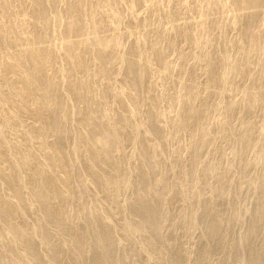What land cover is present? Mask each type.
Returning <instances> with one entry per match:
<instances>
[{
	"label": "rangeland",
	"instance_id": "374dc122",
	"mask_svg": "<svg viewBox=\"0 0 264 264\" xmlns=\"http://www.w3.org/2000/svg\"><path fill=\"white\" fill-rule=\"evenodd\" d=\"M56 1L45 5L47 28H36L48 35L54 53L44 68L56 83L54 108L44 105L43 91L32 88L24 74L23 66L38 65L43 57L27 42V56L17 60L24 45L12 41L15 30L5 28L8 19L0 11V264L30 261L20 238L34 243L52 264H94L100 255L93 250L86 213L102 234L113 237L114 255L127 264H264V214L258 219L264 212V100L255 102L257 94L264 96V53L252 50L264 46V0L253 21L241 15L239 0H115V8L102 11L113 7L119 22L113 27L108 22L104 30L121 40L90 58L82 74L89 83L80 90L85 100L74 94L67 62V22L60 16L68 3ZM16 4L20 11L24 4L33 11L30 0ZM92 4L85 1V15ZM249 26L250 37L244 34ZM168 41L173 46L145 65L144 87L135 90L127 52L146 53L154 43ZM95 48L90 44L82 54ZM112 53L117 58L104 69L102 60ZM193 107L198 112L190 116ZM91 109L97 110L99 126L88 120ZM55 119L64 131L61 142ZM152 126L159 137L148 132ZM101 129L116 136L110 153H117L121 170L103 163ZM151 156L157 165L165 163L151 165L156 172L167 170L164 175L149 170ZM112 170V179L132 182L113 188L105 180ZM42 178L53 196L48 209L63 230L48 221L37 197ZM145 183L159 198L154 203L162 212L159 238L128 224L136 212L129 202ZM256 223L262 224L257 237L243 240ZM74 226L83 232L86 254L78 255L71 241ZM44 229L58 253L41 243Z\"/></svg>",
	"mask_w": 264,
	"mask_h": 264
},
{
	"label": "bare ground",
	"instance_id": "6f19581e",
	"mask_svg": "<svg viewBox=\"0 0 264 264\" xmlns=\"http://www.w3.org/2000/svg\"><path fill=\"white\" fill-rule=\"evenodd\" d=\"M1 0L0 4V11L3 16L2 19H8L5 20V28H8L9 31L13 29L12 32L15 30V34H12L11 39L15 42H22L24 45V48L20 51L18 55V59H22L24 56H27L28 50H27V42L30 46L36 47V53L41 55L42 61L38 65H28L23 66L25 68L24 74L26 80L29 82L30 86L32 88H39L44 93V105L48 108H54L56 105V96H57V88L56 83L54 79L44 70V68L47 67V65L51 62L53 59L54 53L53 50L48 47V35L44 32H38L36 31V28H42L46 29L49 24V15L47 12V9L45 7L46 4L50 1L53 2L54 0H30L31 5L33 7V11H29L27 9V5L24 4V7L26 6L25 10L22 9V11L17 9L16 2L18 1H12V0ZM56 1V0H55ZM66 1V0H65ZM64 1V2H65ZM86 0H67L66 5L68 3V7L66 8V12H64L63 16L66 18V38H67V47H68V59L67 62L73 71L75 81H74V94L75 96H79V99L85 100L87 99V96L85 94H81L80 90L88 85V80L90 79L88 74L82 75L87 71V63L91 60L93 56H102L106 50L111 47L112 45H118L120 43V36L111 32L106 33L104 29L113 27L118 24L119 22V15L116 12L114 7L115 0H92V6L90 7L89 11L87 12V15L82 11V6L84 5ZM209 2V0H203ZM57 2V1H56ZM19 3V2H18ZM30 3V2H29ZM48 3V4H49ZM55 4V2H53ZM53 4V5H54ZM116 4V3H115ZM239 5H244V10L242 12V16H248L250 21H253L255 18L258 17L259 14V7L262 4V0H239ZM20 5V4H19ZM23 5V4H21ZM20 5V6H21ZM46 5V6H45ZM111 6L112 10H107V13L105 14V11H102V8ZM19 8V7H18ZM115 8V7H114ZM18 10L15 14L14 10ZM105 9V8H104ZM24 10V11H23ZM55 15L59 17V12L56 11ZM34 20L36 22H34ZM38 21V22H37ZM112 24H109V23ZM109 25H108V24ZM107 25V26H106ZM80 31V32H79ZM105 31V33L103 32ZM108 31V30H107ZM17 32V33H16ZM20 32V34L18 33ZM79 32L81 33L78 35V37L70 38V34ZM244 34H246L248 37L252 36L254 34V30L249 26L244 29ZM90 44H93L96 46L95 52L90 55H83L82 52L84 49H86ZM173 42H165L162 46H160L159 43H154L150 49L146 52H140L137 50V48H132L130 51L127 52L125 56V63L127 65V73L128 77L132 79V87L135 90L141 89L144 87V84L142 82L145 81L144 78H146L145 74V65L150 64L153 60V56L158 55V51L161 49H165L168 47L173 46ZM255 53L262 52L264 53V46H262L259 49H252ZM117 58L116 54H113L110 57H106L102 60V67L104 69H109L110 65L114 62V60ZM144 80V81H143ZM139 91V90H138ZM261 100H264V96L261 94H257L255 97V102H259ZM198 112L197 108L193 107L190 109L189 115L193 116ZM97 118V110L91 109L90 114L88 115V120H94L97 122L99 126V122L96 120ZM149 133L152 135L159 137V131L156 130L155 126L150 127L147 129ZM54 132L57 137V141L61 142L64 137V131L61 129V126L59 124L58 119H55L54 121ZM162 134V133H161ZM116 142V136L115 134L111 132H107L103 129H101L100 134L98 135L97 143L102 147L104 150V157H103V163L106 166H110L108 170L113 169L114 171L121 170L119 164H117V160L115 159V156H118L117 153H110V151L113 149V146L115 147ZM112 148V149H111ZM118 158V157H117ZM115 159V160H114ZM119 159V158H118ZM152 163L149 164L148 168L149 170L155 171L154 167L165 165L160 163V165H157L158 163L153 162L154 160L158 161V158L156 156H151ZM113 160L116 162L113 163ZM150 162V161H149ZM156 164L154 167L151 166ZM96 166H99L98 162L95 163ZM113 165V166H112ZM161 167V166H160ZM159 167V168H160ZM166 168L168 166H165ZM154 168V169H152ZM162 168V167H161ZM164 168V167H163ZM168 169V168H167ZM107 170V171H108ZM112 170V173H113ZM156 170H158L156 168ZM160 170V169H159ZM157 171L161 175H164L167 170H160ZM106 171V172H107ZM152 171V172H153ZM105 172V173H106ZM120 173L122 171H119ZM117 172V173H119ZM155 171V173H157ZM111 171L105 174V180L109 182V184L113 188L121 187H127L132 181L131 179L127 180L126 178H122L121 176H118L119 178H113L115 173L112 174ZM119 173V174H120ZM112 174V175H111ZM117 174V175H119ZM115 175V176H117ZM121 177V178H120ZM124 177V176H123ZM48 180L45 178H42L39 183L37 184V197L42 202V207L46 210V215L48 218V221L52 225H57L60 230H63V225L58 223L56 221V216L53 210L48 209V205L50 203V199H53V196L48 194ZM142 192L137 193L135 195V198H131L129 204L133 207V209L136 211L134 212L135 215L133 217V221H128V224L130 226H135L140 232L143 231H152L153 236L155 237H161V229H162V223L161 217L162 212L161 210H156L154 208V203L159 199L158 197L154 196V189L155 187L153 185L148 184H142ZM123 186V187H122ZM118 189V190H121ZM46 193V194H45ZM148 194V195H147ZM147 195V196H146ZM131 207V208H132ZM1 208V207H0ZM262 208L264 209V204L262 205ZM132 209V210H133ZM262 214H264L263 211L258 212V219L262 217ZM91 215L86 213L83 218L86 219V221L89 223V227L91 230V235L93 238V250L97 251L100 255V258L97 259V261L94 264H127L123 262V260L118 256H115L113 251L115 252L116 245L113 240V237L110 234H102V229L100 226L94 223V220H91L89 217ZM92 218V217H91ZM88 219H90L88 221ZM132 224V225H131ZM262 226V224H261ZM261 226L259 224H255L254 227L250 230L249 233L246 234V236L243 238V240L251 241L255 237H257V234L259 231H261ZM264 227V225L262 226ZM74 237H71L72 243L78 248V255L86 254L84 248L82 247V239H83V232L79 229L78 226H74ZM11 230L14 231V228L11 227ZM106 230V229H105ZM44 235H42L41 243L45 245V247L49 244L51 253H58L56 251V247L58 248L57 244L53 242L52 234L47 231L46 229L42 230ZM149 232V233H150ZM148 233V232H147ZM23 243H26L28 254L30 256V261L26 264H52V262L48 259V257H43L40 254V250L36 245H32V243L29 240H25L23 238H20ZM94 239H96L94 241ZM117 253V252H116ZM101 254H103L101 256ZM74 262H77L75 257L73 258ZM54 264V263H53ZM129 264V263H128Z\"/></svg>",
	"mask_w": 264,
	"mask_h": 264
}]
</instances>
